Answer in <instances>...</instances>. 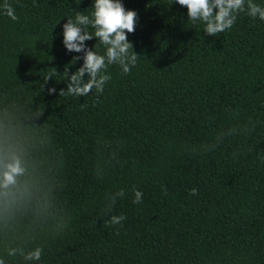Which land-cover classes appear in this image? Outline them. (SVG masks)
Here are the masks:
<instances>
[{"label":"trees","instance_id":"trees-1","mask_svg":"<svg viewBox=\"0 0 264 264\" xmlns=\"http://www.w3.org/2000/svg\"><path fill=\"white\" fill-rule=\"evenodd\" d=\"M8 3L18 20L0 8L4 264H264V20L240 12L214 37L174 0H122L138 13L136 65H109L102 93L60 96L82 56L64 46L63 24L91 18L94 0Z\"/></svg>","mask_w":264,"mask_h":264},{"label":"clouds","instance_id":"clouds-1","mask_svg":"<svg viewBox=\"0 0 264 264\" xmlns=\"http://www.w3.org/2000/svg\"><path fill=\"white\" fill-rule=\"evenodd\" d=\"M182 7H186L187 17L193 22L201 21L204 23V33L208 36H217L233 27L237 15L240 12H247L253 19L264 20V6L256 4L253 0H174ZM94 11L91 18L83 12H78L75 19L67 18L63 24V44L69 52L82 53V56H74L72 62L65 67L64 75L68 80L67 90L61 89L60 96L75 95L78 97L87 96L93 89L97 93L104 91V85L111 79L106 73L109 65H119L123 74L131 72V68L137 63L139 55L134 51V45L128 40V34L134 33L138 21V13L135 10L126 9L122 0H94ZM3 14L9 16L12 20H18L14 8L5 0L0 6ZM91 25L94 28V34L85 29ZM97 39L99 44L103 45L106 52L101 55L94 49L88 47L86 41ZM83 59L82 67L69 75V70L73 64ZM87 74V79H85ZM52 77L49 76L46 83ZM49 94H55L56 88L48 89ZM9 171L5 173L7 181L13 180V174L19 169L9 165ZM167 194L166 188L163 189ZM133 203H142L143 193L133 189ZM191 195H197L198 190L193 188ZM125 191L111 196L112 204L118 197H124ZM126 215H113L108 221L110 225H122L126 220ZM41 249L30 252L26 259L39 260L41 258ZM14 250L9 255H14ZM0 264L4 261L0 259Z\"/></svg>","mask_w":264,"mask_h":264}]
</instances>
